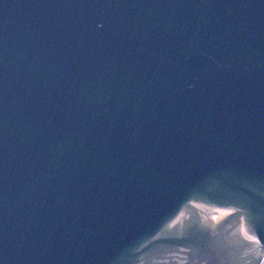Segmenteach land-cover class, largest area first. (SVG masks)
<instances>
[{"label":"water","instance_id":"obj_1","mask_svg":"<svg viewBox=\"0 0 264 264\" xmlns=\"http://www.w3.org/2000/svg\"><path fill=\"white\" fill-rule=\"evenodd\" d=\"M264 0H0V264H259Z\"/></svg>","mask_w":264,"mask_h":264},{"label":"rangeland","instance_id":"obj_2","mask_svg":"<svg viewBox=\"0 0 264 264\" xmlns=\"http://www.w3.org/2000/svg\"><path fill=\"white\" fill-rule=\"evenodd\" d=\"M259 264H264V255L261 257Z\"/></svg>","mask_w":264,"mask_h":264}]
</instances>
